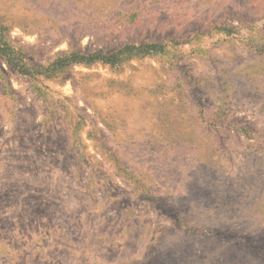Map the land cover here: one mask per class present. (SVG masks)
Here are the masks:
<instances>
[{
  "label": "rangeland",
  "instance_id": "obj_1",
  "mask_svg": "<svg viewBox=\"0 0 264 264\" xmlns=\"http://www.w3.org/2000/svg\"><path fill=\"white\" fill-rule=\"evenodd\" d=\"M0 27L29 71L0 60V264H264V0H0Z\"/></svg>",
  "mask_w": 264,
  "mask_h": 264
},
{
  "label": "trees",
  "instance_id": "obj_2",
  "mask_svg": "<svg viewBox=\"0 0 264 264\" xmlns=\"http://www.w3.org/2000/svg\"><path fill=\"white\" fill-rule=\"evenodd\" d=\"M154 43L128 44L116 50L107 51L99 48L97 50H70L59 53L48 65L41 67L43 71L63 68L69 65H90L101 62L110 66H119L131 57L149 56L157 49ZM159 49V47H158ZM157 49V50H158ZM156 50V51H157ZM0 60L12 70L19 73L28 71L25 58L21 51L16 50L6 39L0 27Z\"/></svg>",
  "mask_w": 264,
  "mask_h": 264
}]
</instances>
